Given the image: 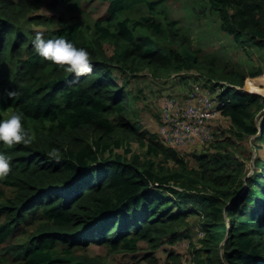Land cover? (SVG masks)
Instances as JSON below:
<instances>
[{"label":"trees","instance_id":"obj_1","mask_svg":"<svg viewBox=\"0 0 264 264\" xmlns=\"http://www.w3.org/2000/svg\"><path fill=\"white\" fill-rule=\"evenodd\" d=\"M179 2L108 0L88 20L85 0H0V119L22 111L34 135L31 145L0 142L13 158L0 177V264H109L88 250L134 253L142 242L153 249L144 260L158 264L156 249L191 232L193 264H264V157L252 173L244 161L247 146L264 151V95L254 92L264 69H229L194 47ZM45 4L75 16L39 13ZM206 6L221 32L264 55V0ZM36 31L86 47L92 72L77 77L42 58ZM145 77L227 83L231 127L190 153L166 145L139 117L143 93L130 84ZM53 146L59 160L47 155ZM179 258L171 251L167 264Z\"/></svg>","mask_w":264,"mask_h":264},{"label":"rangeland","instance_id":"obj_2","mask_svg":"<svg viewBox=\"0 0 264 264\" xmlns=\"http://www.w3.org/2000/svg\"><path fill=\"white\" fill-rule=\"evenodd\" d=\"M108 0H85L84 9L89 14V18L97 17L106 12ZM176 7L178 14L181 16L182 25L189 26L191 28L190 34L193 39L194 47L202 48L204 54H207L209 58L212 55L217 57L218 62L223 65L229 63V69H236L242 72L248 73L254 68L260 66L264 69V55L261 54L255 46L250 44H241L232 40V37L224 32L220 31L219 24L220 18L217 15L211 14L206 6V0H180L179 4L171 3ZM194 6L196 8H194ZM195 9V10H194ZM39 13L50 14L54 17L66 16L72 18L68 5H60L57 10H51L49 7L43 5V10ZM83 21L85 17L81 18ZM36 30L43 29L44 25L35 24ZM121 76L119 81L123 80V76L120 72H117ZM264 75V74H263ZM195 80L191 78L174 79L173 81H164L153 78H141L137 82L135 79L131 80V86L137 88V94L139 95L137 101V108L139 109V117L143 126L158 135L159 125L161 123V107L164 99L169 94L175 95L179 100L184 101L190 86ZM260 88L258 92L264 94V76L260 80ZM170 89V91H169ZM171 96V95H170ZM214 131L220 128L231 127V121L229 118L220 115L212 121ZM135 148H137L135 146ZM190 147L180 148V151H187ZM195 149V148H194ZM260 155L264 157L263 150H252L249 146L246 147L244 161L246 163V170L252 173L254 170V159ZM192 165H197V160L194 156L188 157ZM256 167V166H255ZM259 168V167H257ZM256 168V169H257ZM194 233L191 232V236L184 237L182 240L176 243H169L165 241L160 248L156 249L155 256L158 259V264H167L169 259V253L174 251L180 254L178 264H193L192 255L190 252L191 241L194 240ZM141 249L137 252H109L108 248L103 246H93L88 251L92 255L103 256L109 264H150L149 260H144V257L152 252L147 242L141 243ZM140 262H139V261ZM138 261V262H137Z\"/></svg>","mask_w":264,"mask_h":264},{"label":"built area","instance_id":"obj_3","mask_svg":"<svg viewBox=\"0 0 264 264\" xmlns=\"http://www.w3.org/2000/svg\"><path fill=\"white\" fill-rule=\"evenodd\" d=\"M227 87L225 82L213 86L194 82L184 101L172 94L166 96L159 126L162 141L176 148L213 142L215 133L211 124L222 114L227 100L220 93ZM199 235L203 232L199 231Z\"/></svg>","mask_w":264,"mask_h":264},{"label":"clouds","instance_id":"obj_4","mask_svg":"<svg viewBox=\"0 0 264 264\" xmlns=\"http://www.w3.org/2000/svg\"><path fill=\"white\" fill-rule=\"evenodd\" d=\"M31 43L35 52L38 53L42 58L46 60H50L61 67H66V70L69 73H73L77 77L85 73H90L93 70L91 52L86 47L78 46L75 41L67 38L64 35L47 36L44 31H36L35 35L31 37ZM194 82H200V81H194ZM254 92L262 94L261 92H257V91ZM9 95L10 96L16 95V91L15 90L9 91ZM24 119L25 117L22 111H14L7 118L0 119V142H3L8 146H13L20 143L24 145H31L34 141V135L32 134L30 128L26 127L24 123ZM158 135H159V129H158ZM215 138H216V134H215ZM159 139H161L160 135H159ZM211 143H206V144L208 145ZM201 145H205V144L188 146L190 147L188 150L199 147ZM176 149H180V148H176ZM59 152L60 149L56 146H53L51 147L50 150L47 151V155L50 158L59 160L60 159ZM12 168H13L12 156L4 151H0V177L7 176L11 172Z\"/></svg>","mask_w":264,"mask_h":264}]
</instances>
